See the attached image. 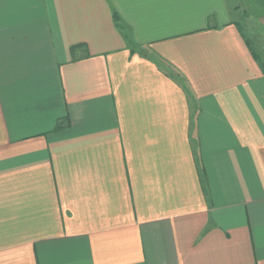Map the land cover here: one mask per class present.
<instances>
[{
	"label": "crops",
	"instance_id": "obj_1",
	"mask_svg": "<svg viewBox=\"0 0 264 264\" xmlns=\"http://www.w3.org/2000/svg\"><path fill=\"white\" fill-rule=\"evenodd\" d=\"M0 264H264V0H0Z\"/></svg>",
	"mask_w": 264,
	"mask_h": 264
},
{
	"label": "rangeland",
	"instance_id": "obj_2",
	"mask_svg": "<svg viewBox=\"0 0 264 264\" xmlns=\"http://www.w3.org/2000/svg\"><path fill=\"white\" fill-rule=\"evenodd\" d=\"M236 3H238V2H236ZM234 5H235V3L233 4V8L231 9L232 10V13L234 14L235 12H236V8L234 7ZM239 13H240V16H233V20H239V22L240 23H242V27L245 29V30H247V31H245L246 32V35H247V37H249L250 38V36H249V31H248V26L250 25V24H252V21H251V18L250 17H248L247 15H246V13L247 12H244L242 9L239 11ZM251 35V34H250Z\"/></svg>",
	"mask_w": 264,
	"mask_h": 264
},
{
	"label": "trees",
	"instance_id": "obj_3",
	"mask_svg": "<svg viewBox=\"0 0 264 264\" xmlns=\"http://www.w3.org/2000/svg\"><path fill=\"white\" fill-rule=\"evenodd\" d=\"M116 19H117V18H116ZM66 123H67V122H66ZM62 126H64V125H61V122H59V123L56 124L55 129H60Z\"/></svg>",
	"mask_w": 264,
	"mask_h": 264
}]
</instances>
